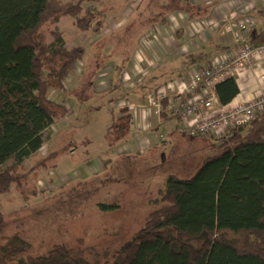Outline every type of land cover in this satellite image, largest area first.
I'll return each mask as SVG.
<instances>
[{
    "label": "rangeland",
    "instance_id": "obj_1",
    "mask_svg": "<svg viewBox=\"0 0 264 264\" xmlns=\"http://www.w3.org/2000/svg\"><path fill=\"white\" fill-rule=\"evenodd\" d=\"M183 5L184 0H101L86 6L103 14L99 33L80 34L72 18L40 30L42 44L52 43L49 30L56 29L68 47H83L85 56L65 82L66 91H51V98L65 101L70 113L42 134V150L19 172L28 173L49 153H58L56 160L33 171L24 189L0 195V212L9 220L0 244L20 234L32 255L64 244L93 249L100 259L114 261L153 211L149 203L166 177L191 179L201 168L210 154L207 140L182 134L177 118L162 123L152 119L146 132L132 116L112 129L114 115L122 118L129 108L131 114L150 109L152 96L174 80L168 71L175 72L176 64L160 68L165 74L160 76L141 54ZM185 72L187 66L181 74ZM137 141L148 146L137 147ZM101 205L117 209L105 212Z\"/></svg>",
    "mask_w": 264,
    "mask_h": 264
},
{
    "label": "trees",
    "instance_id": "obj_2",
    "mask_svg": "<svg viewBox=\"0 0 264 264\" xmlns=\"http://www.w3.org/2000/svg\"><path fill=\"white\" fill-rule=\"evenodd\" d=\"M99 1L0 0V195L24 189L33 171L56 160L58 153H49L28 173L19 172L42 150V134L70 113L51 91H66L65 82L85 56L83 47H68L56 29L49 30L52 43L42 44L40 30L72 18L79 33H99L103 14L86 7ZM184 4L177 9L189 7V0ZM215 93L226 108L240 89L228 77ZM129 109L122 118L114 115L112 129L132 117ZM170 112L165 99L162 122L178 119ZM213 135L189 136L206 139L210 154L191 179L166 177L149 203L153 211L114 261L64 244L32 255L29 243L16 234L0 244V264H264V111L230 127L225 136ZM8 223L0 212V232Z\"/></svg>",
    "mask_w": 264,
    "mask_h": 264
},
{
    "label": "crops",
    "instance_id": "obj_3",
    "mask_svg": "<svg viewBox=\"0 0 264 264\" xmlns=\"http://www.w3.org/2000/svg\"><path fill=\"white\" fill-rule=\"evenodd\" d=\"M143 1L132 0L135 3ZM189 3V7H185L188 10L185 8L177 9L173 14L172 22L165 21L164 25L166 26L162 30L155 31L151 47L143 48L141 54L144 60L143 63L151 66L155 65V72H159L160 76L165 75L160 73L163 67H175L173 65L176 64L175 72L168 71V75H175L174 80L170 82L174 91L177 86L189 79L191 73L206 68L213 60L232 51L231 34L227 33L224 28V17H227L230 11L234 14L233 17H236L235 20H248L255 23L254 29L247 35L246 41L254 46L264 45V0H201L195 4L192 0H189ZM169 27L173 29V32H167L166 28L169 30ZM168 39H170L172 46L165 45V41ZM165 48H169L167 49L169 52ZM205 48H209L211 52ZM204 53L212 54L206 55ZM160 62L164 66H160ZM186 66L188 67V73L181 74ZM109 69L110 71L113 70L112 68ZM233 77L238 83L240 94L226 109H231L239 104L251 102L261 97L264 93V60L254 61L251 65L236 72ZM166 85H169V83H166ZM166 85L161 86L158 91ZM129 113L130 116H133L135 122L143 124L146 132L150 131V127H152V119L162 123L158 116L160 111L156 108L139 111L137 114ZM153 115L155 118H153ZM136 145L142 147L144 144H139V141H137ZM147 146L145 145L142 148Z\"/></svg>",
    "mask_w": 264,
    "mask_h": 264
},
{
    "label": "built area",
    "instance_id": "obj_4",
    "mask_svg": "<svg viewBox=\"0 0 264 264\" xmlns=\"http://www.w3.org/2000/svg\"><path fill=\"white\" fill-rule=\"evenodd\" d=\"M192 1L195 4L201 0ZM233 15L230 11L224 17L225 31L231 34L233 41L232 51L213 60L206 68L191 73L189 79L177 86L175 91L173 85H166L149 100L148 107L160 111L162 102L168 99L169 111L178 116L182 134L193 137L210 134L225 136L230 127L250 121L257 112L264 111V93L257 100L231 109L222 107L215 93L218 83L233 77L256 60H264V45L252 46L246 41L255 23L235 20Z\"/></svg>",
    "mask_w": 264,
    "mask_h": 264
}]
</instances>
